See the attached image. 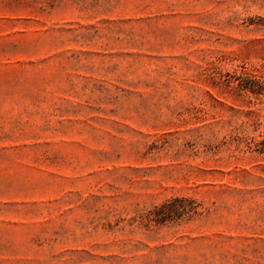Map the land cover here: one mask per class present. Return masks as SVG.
Listing matches in <instances>:
<instances>
[{
  "label": "rangeland",
  "instance_id": "rangeland-1",
  "mask_svg": "<svg viewBox=\"0 0 264 264\" xmlns=\"http://www.w3.org/2000/svg\"><path fill=\"white\" fill-rule=\"evenodd\" d=\"M251 80L264 0H0V264H264Z\"/></svg>",
  "mask_w": 264,
  "mask_h": 264
},
{
  "label": "trees",
  "instance_id": "trees-1",
  "mask_svg": "<svg viewBox=\"0 0 264 264\" xmlns=\"http://www.w3.org/2000/svg\"><path fill=\"white\" fill-rule=\"evenodd\" d=\"M241 91L251 93L256 96H260L264 93L263 85L256 81L251 80L249 83H241L239 85ZM254 152L264 155V140L255 144ZM186 203L189 204L186 206ZM199 206L194 200L190 199H174L172 202H167L161 207L156 209V222L158 224H165L175 219H180L186 215L197 214V208Z\"/></svg>",
  "mask_w": 264,
  "mask_h": 264
}]
</instances>
